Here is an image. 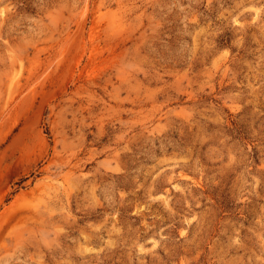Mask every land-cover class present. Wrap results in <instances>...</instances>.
<instances>
[{"label":"rangeland","instance_id":"374dc122","mask_svg":"<svg viewBox=\"0 0 264 264\" xmlns=\"http://www.w3.org/2000/svg\"><path fill=\"white\" fill-rule=\"evenodd\" d=\"M0 264H264V0H0Z\"/></svg>","mask_w":264,"mask_h":264}]
</instances>
